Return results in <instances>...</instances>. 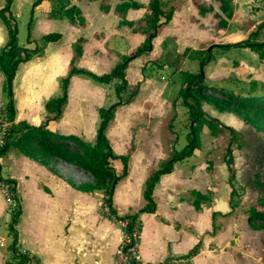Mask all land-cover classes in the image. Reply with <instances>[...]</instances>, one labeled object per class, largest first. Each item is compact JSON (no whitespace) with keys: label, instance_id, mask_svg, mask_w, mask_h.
<instances>
[{"label":"crops","instance_id":"obj_1","mask_svg":"<svg viewBox=\"0 0 264 264\" xmlns=\"http://www.w3.org/2000/svg\"><path fill=\"white\" fill-rule=\"evenodd\" d=\"M136 1L141 4V7L129 8L124 14L114 10L115 5L119 2L112 7V11H88V14L86 11H81L84 19L83 24H75L68 20L71 25L76 27L77 34L66 44L67 47L70 45L66 58L61 45L63 34L60 32L62 34L60 40L48 43L42 53L36 54L30 60L20 64L13 80L14 123L25 121L31 125H39L44 120L46 115L45 102L48 98L60 93L59 79L68 72L69 63L73 56L72 43L77 38L83 37L84 40L82 42V54L77 58L75 64L96 74L104 73V65H99L104 58L111 59L109 66H106L109 67L107 68V71H109L121 55L129 54L140 45L146 34L141 30L142 28H136V22L141 19L144 20L148 1L147 3ZM233 2L235 5L234 0ZM214 3L217 5L215 1ZM140 9H144V11H139ZM194 12L202 22L211 18L215 19L214 14L221 13L218 5L214 11H206L204 14H200L198 8ZM176 13L177 11H172L170 20L159 29L152 40V49L128 63L125 69V78L128 84L126 91L129 90L128 71L135 59H140L141 62L138 65L139 73L133 86L139 82L140 89L130 103L116 108L114 117L106 130V136L115 154L130 153L127 175L116 183L112 194V206L119 216L133 213L144 205L142 189L146 177L158 167L160 161L169 156L164 150L162 137L168 136L170 128V132L173 133L178 119L182 120L178 110L179 104L175 108L172 106L180 82L175 98L168 101L167 95H161L160 88L157 86L155 88L154 80L152 81V90L150 92L146 91L147 84L151 81L150 78L143 77L140 69V65L144 60H152L158 56L161 43L159 34L177 22ZM237 16L235 5V12L231 18L235 19ZM33 17L35 18V24H33L32 30L35 29L36 23H40L42 19L43 21L58 19L50 17L49 13L35 14V11ZM122 18L132 21L134 24L132 26L119 24ZM63 19H66V17H63ZM106 19H111L108 28L104 25L96 26L99 20L104 21ZM112 21L113 23L116 21L115 27L111 26ZM134 28L137 30H134ZM213 29L214 32H218L219 36H222L227 26L225 29L216 30L214 23ZM111 30L118 34L114 36L115 43L120 40L121 42L124 40L127 42V39H132L134 36L138 40L134 42L128 53H120L116 46L120 54L117 58L116 53L115 55L108 53V51L107 53L98 52L96 46L106 42L105 38L107 36L104 37L103 33L106 34ZM197 30L203 31L204 29L199 28ZM97 32H101L99 39L96 35ZM45 33H48V31L43 30L40 36ZM206 37H200L199 34H196L194 38H184L185 42H189V45L184 46L183 52L186 48L204 49L196 48L195 45ZM5 41L6 39L0 40V47ZM222 42L220 44L235 43L228 40ZM32 43H28L26 47L33 48ZM115 43L113 44L115 45ZM88 44H92V47L89 48ZM230 49H234V47ZM154 52L155 54L152 55ZM87 65L89 68H87ZM92 82V80L81 75H73L70 78L67 88V103L60 118L52 125V129L56 133L74 134L90 143L94 142L99 123L98 108L108 107L105 103L111 101V93L104 87L95 85ZM2 83L3 75L0 72V105L6 101L5 97L1 100L3 94ZM73 89L78 96L75 99V104L72 105L71 93ZM87 90L96 92L102 102L89 101ZM145 99L153 103L148 108L141 106V101ZM138 101L139 106H136ZM155 102L161 105L162 110L159 106H155ZM146 105H149V103ZM213 110L218 112L215 108ZM146 112H148V115L144 116V114H147ZM170 112L171 117L167 123L168 130H165V134L157 122L155 125H151L154 115L157 116L155 118L161 121ZM172 116L173 119H171ZM146 119L148 122L143 124ZM158 129L160 132L156 140L155 134ZM180 141L181 139H179V143ZM176 143L173 142L172 145L175 146ZM14 149L13 159L15 163L9 168L10 174L6 176L15 183V195L20 205V215L13 226L12 242L15 239V245L14 247L12 245V251L24 248L36 258L39 264H117L114 252L121 240L122 229L117 220L102 213V190L82 191L72 185V183H92V177H83L80 173L73 171L72 168H75L73 165L56 158L48 160L50 168L53 169L52 171L19 152L16 148ZM196 150L191 156L175 162L170 173L160 176L152 191V197L156 204L155 211L142 212L139 215L141 222L140 255L143 263L263 264L262 258H259L255 253L251 242H246L247 246L242 245L243 238L241 239L240 236L241 219L234 215L230 218L227 217L233 211L234 206L232 207L231 203L219 200L223 197L222 191H219V185L223 183L224 178L226 179L225 176L228 178V173H220L221 178H219L218 173H207L205 169L202 171L197 165L190 167L191 164L188 161L196 155ZM111 164L117 172L120 171L121 164L118 159L111 160ZM212 184H214L213 187H211ZM192 191L201 194L212 191L210 204H202V208L197 210L192 202L194 199ZM4 207V197L0 193V229L4 227L7 232H10L9 224H3V219L7 220L8 217ZM225 218H227L226 221H222ZM217 220L219 221L218 225ZM10 221L11 216L9 223ZM247 222H243V226H248ZM6 231L4 230V234ZM258 231L261 230L249 228L247 229V235L255 237L254 235ZM3 236L0 237V264H6L9 261L4 248L6 245L12 244V242L10 244L4 242L5 238ZM198 242V252L190 259H186L185 255Z\"/></svg>","mask_w":264,"mask_h":264},{"label":"trees","instance_id":"obj_2","mask_svg":"<svg viewBox=\"0 0 264 264\" xmlns=\"http://www.w3.org/2000/svg\"><path fill=\"white\" fill-rule=\"evenodd\" d=\"M43 1L50 0H34L31 3L27 42H34L35 45L33 48L22 46L18 43V26L12 8L13 0H4V4L0 7V22L5 28L7 36L5 43L0 47V72L3 75L2 93L6 98L4 103L5 108L11 117H14L15 114L13 80L20 64L30 60L34 55L42 53L48 43L56 42L62 37L60 32L45 33L40 36L39 40L31 37L34 11ZM56 1L60 4L69 3L68 6L63 7V11L60 13L61 17H66L72 23H84L81 10L75 4L77 0ZM214 1L217 3L219 11L224 14L226 18H231L233 16L235 11L233 0ZM139 7H141V4L136 0H122L115 5L114 10L120 14H124L129 8L136 9ZM197 8L200 14L213 10L211 5L203 6L197 4ZM146 11L144 27L141 29L146 34L144 41L129 54L121 55L119 60L107 72L96 74L88 69L78 67L75 64L77 58L82 54V42L84 40L83 37L77 38L72 43L73 56L69 63L68 72L59 79L60 93L48 98L45 102L46 115L44 120L39 125H31L25 121L14 123L11 130V139L7 142L4 149L0 151V154H4L9 146H13L19 152L48 168H50L48 160L50 158H56L89 173L93 179L92 183H72V185L82 191L102 190L103 202L109 205L112 217L117 221L128 219V229L135 223L140 213L155 211L156 204L152 197V191L156 182L159 181L162 174L172 171L175 162L191 156L194 150L200 148L203 128H207L212 135L217 134L221 129H226L230 133L236 132L232 127L208 114L202 107L203 103L211 105L218 111L235 114L243 123L252 126L258 134L264 136V93L239 95L221 88L207 86L204 80V68L207 63L213 59L211 49L186 48L183 55L190 59L197 60L198 70L196 72L187 70L181 71L180 87L176 98L172 102L173 108L179 104L185 106L187 109L189 127L186 133V142L180 149H176L172 145V150L168 158L160 161L158 167L152 170L146 177L142 189V197L145 201L144 205L133 213L122 216L116 214L112 206V194L116 183L127 175L130 153L122 155L115 154L106 136V130L114 117L116 108L123 104L130 103L137 93V90H135L126 99H122L121 97V95L126 92L128 85L125 78V69L128 63L152 49L153 38L157 35L159 29L170 20L172 15V11L164 13L161 8L160 0H148ZM55 14L56 13L53 12L50 16L55 17ZM214 17L218 19L217 26L226 27L227 23L221 15L215 13ZM119 24L132 26L134 22L122 18ZM263 26L264 21L258 23L247 38L235 43L219 44L218 47L222 49H229L231 47L249 48L252 52L257 54L260 61L264 64V42L251 39L256 36L259 28ZM134 30L137 29L134 28ZM73 75L84 76L98 84H107L112 80H117L114 86L117 101L108 107L98 108L99 123L93 143L74 134L56 133L52 129L53 123L60 118L63 108L67 103V88L69 80ZM173 114L175 115V113ZM173 116L171 119L174 118ZM176 142L177 139L174 138V143ZM114 159L120 161L121 169L119 172H117L115 167L111 164V160ZM223 162L228 172L227 182L230 188L229 195L231 198L235 194L233 182L236 179V170L230 146L226 148ZM51 170L53 171V169ZM10 181L14 183L13 180L10 179ZM192 194L194 196L192 202L197 210L202 208V204H210L213 195L212 191H208L207 194L192 191ZM15 200L17 205L11 212V221L9 223V230L13 235V226L18 221L20 215V205L16 195ZM230 202L233 207L234 203H232L231 199ZM247 218L250 224L254 221H259L260 225L258 229L264 228V193H259L256 205L251 206L247 212ZM12 245L14 247L15 239ZM198 249L199 242L185 255V258L190 259V257L198 252ZM22 260L23 257H19L16 264ZM9 262L10 261L6 262V264H9Z\"/></svg>","mask_w":264,"mask_h":264},{"label":"rangeland","instance_id":"obj_3","mask_svg":"<svg viewBox=\"0 0 264 264\" xmlns=\"http://www.w3.org/2000/svg\"><path fill=\"white\" fill-rule=\"evenodd\" d=\"M34 0H13L12 8L13 13L16 17L18 33L17 39L18 43L22 46H28L27 35H28V21L31 14V3ZM121 0H79L76 2L77 6L80 7L81 11H112V7ZM142 3H147L148 0H138ZM161 8L165 13L168 11H177L176 20L177 22L167 27L161 34V43L160 50L158 51V56L154 59L144 60L140 65L141 74L144 78H150V81L147 84L146 91L150 92L152 90V81L154 80L155 88L156 86L160 88L161 95H167V100L172 101L175 96L180 82V73L181 71L187 70L196 72L198 70V61L195 59L186 58L183 55V48L185 45H189V42L185 39L194 38L196 34H199L202 38L201 41L196 44V48L211 49V54L214 60L207 63L204 68V80L207 86L212 88H221L236 94H262L264 93V64L260 61L257 54L251 50L243 47H234V49L224 50L221 47H218L222 41L228 40L231 42H237L244 38H247L249 33L255 29L256 25L264 21V0H234L236 5V11L238 16L235 19L226 18L224 14L221 15L226 21V27L217 26L218 19H207L202 20L197 17V14L194 11H197V4L208 6L211 5L213 10L217 8V5L213 0H160ZM214 3V4H213ZM4 4V0H0V7ZM69 3H58L56 0H50L48 2H43L35 9V14L43 15L44 13H53L55 12V17L58 19L44 20L40 23H36L35 29L32 30L33 24H35V18L33 17L31 34L32 37L36 40H39L40 35L43 33V30L48 32H61L63 34L61 45L65 54V58L68 55V49L66 44L77 34V29L75 26L71 25L68 22V19H63L60 13L63 11V7L68 6ZM139 11H144L140 9ZM235 12V11H234ZM42 17V16H41ZM51 17V16H50ZM111 19H106L104 21L99 20L97 25H104L106 28L109 27V22ZM98 21V19H97ZM215 23L216 30L225 29L222 36H219L218 32H214L213 24ZM76 24V23H75ZM116 21L112 25L115 27ZM136 28L140 29L144 27V20L136 22ZM202 28L203 31L197 29ZM208 31H207V30ZM189 33H187V32ZM196 31V32H195ZM209 32V34H208ZM101 32H97V38L100 36ZM89 34V32H87ZM215 34V35H214ZM118 35L115 31L111 30L103 33V36L106 37L105 41L102 42V45L96 46V50L103 53L115 54L116 58L119 57L120 53H128L134 42L138 39L134 36L132 39H127L121 42H114V36ZM218 36V38H217ZM164 37V38H163ZM6 39V31L3 25L0 22V40ZM99 39V38H98ZM163 39V40H162ZM255 41L264 42V26L260 27L256 36L251 38ZM94 40V39H93ZM115 43V45L113 44ZM119 43V44H118ZM34 46L35 43H32ZM95 44V42H93ZM89 48L92 47V44H88ZM118 51H117V47ZM95 47V46H94ZM157 48V47H156ZM232 48V47H231ZM156 50V49H155ZM162 51V52H161ZM155 52L152 54L154 55ZM158 57V58H157ZM64 59V58H63ZM103 60V58H101ZM119 59V58H118ZM111 60V59H110ZM110 60L104 58L103 62L99 65H104L103 72L107 71L110 64ZM140 59H135L133 61L129 71V86L126 92H124L121 97L126 99L132 92L140 89V83L137 82L134 86V81L136 76L139 73L138 65L140 64ZM87 68L89 66L87 65ZM95 85L102 86L107 91L111 93V101H107L106 106H110L112 103L117 101V97L114 92V86L116 80L111 81L106 85H100L98 83L92 82ZM87 96L89 101H99L102 102V99L96 92L93 90H87ZM86 94V92H85ZM4 99V94L1 95ZM72 96V105L75 104V99L78 96L74 89L71 93ZM149 105H146L148 104ZM156 103V102H155ZM152 101H141V106L152 105ZM166 104V103H165ZM1 105H4L2 103ZM0 105V107H1ZM139 106V101L136 104ZM155 106L161 105L156 103ZM203 109L207 111L211 116L218 118L224 124L235 129L236 132L230 133L226 129H221L217 134L212 135L209 133L207 128L202 129L201 133V146L199 150H196V155L191 158L188 163L191 164L190 167L197 165L203 171L206 170L207 173H218V177L221 178L220 173H228L225 163L223 162V157L226 153L227 146H230L232 149V154L234 157V166L236 170V179L233 182L235 187V194L230 198L229 195V186L226 179L221 185H219V191H222V200L227 203H231L229 200H232L234 203V209L229 213L227 217H239L241 219V239L243 244L246 245V242H251L253 249L259 258H262L264 264V229H258L260 222L254 221L253 223L247 222L248 226H243V222L248 221L247 212L251 206L256 205L257 197L259 193H264V136L258 134L254 128L248 124L242 122V120L231 112L225 111H214L211 105L206 103L203 104ZM141 110V109H140ZM180 116L177 126H175V131L170 132L168 130L167 123L171 117V112L168 116L161 121L156 115L151 120V125L158 123L159 127L162 129V132L165 134V130H168V136L162 137V144L164 150L167 154H170L172 143L174 138L178 141L175 144V148L179 149L186 142V133L189 127V120L187 115V109L183 105H179ZM148 115V112H146ZM159 115V114H158ZM178 118V115L176 116ZM176 120V118H175ZM174 120V121H175ZM143 121V120H141ZM147 119L143 124L147 123ZM174 126V124H173ZM158 128V127H157ZM155 139H158L159 129L156 130ZM179 139H181L179 143ZM9 150V151H8ZM8 150L4 154H0V165H1V175L6 177L10 174L9 168L12 164L15 163L13 155H15V149L13 146H9ZM8 152V153H7ZM7 154V155H6ZM75 167V166H74ZM73 171L80 173L83 177H91V175L81 169L72 168ZM8 178V177H7ZM214 184L211 185L213 187ZM217 187V186H216ZM214 189H216L214 187ZM218 191V190H216ZM5 202V200H4ZM17 205V204H16ZM16 205H8L5 202V212L8 215L7 220L3 219V224H9L11 212ZM227 218L222 221H226ZM217 220V225H218ZM261 230L258 231L252 237L247 235V229ZM6 229L2 227L0 229V237L5 238L4 242L10 244L13 239L12 232H5ZM252 239V241H251ZM247 246V245H246ZM6 254L8 255V260L10 262L16 263L18 256L14 255L12 251V244L5 246ZM19 250V249H17ZM243 254V252H242ZM252 254V253H251Z\"/></svg>","mask_w":264,"mask_h":264},{"label":"built area","instance_id":"obj_4","mask_svg":"<svg viewBox=\"0 0 264 264\" xmlns=\"http://www.w3.org/2000/svg\"><path fill=\"white\" fill-rule=\"evenodd\" d=\"M14 125V118L8 114L5 105L0 107V151L4 149L7 142L11 139V130ZM0 193L3 195L5 202L8 205H16L14 183L9 178L1 175L0 165ZM101 211L106 216H111L110 207L103 202ZM122 229V237L117 245L114 257L117 264H144L140 255V235L141 222L138 217L135 223L128 229L129 220L123 219L118 221ZM14 255L23 257V260L17 264H39L26 249L19 248L14 251ZM18 261V259H17ZM9 264H16L9 262Z\"/></svg>","mask_w":264,"mask_h":264}]
</instances>
